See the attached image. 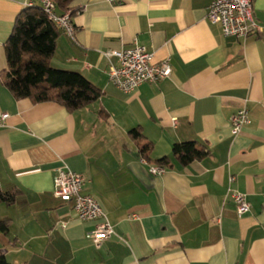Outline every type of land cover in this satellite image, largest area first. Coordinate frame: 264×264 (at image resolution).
I'll list each match as a JSON object with an SVG mask.
<instances>
[{"label": "crops", "instance_id": "1", "mask_svg": "<svg viewBox=\"0 0 264 264\" xmlns=\"http://www.w3.org/2000/svg\"><path fill=\"white\" fill-rule=\"evenodd\" d=\"M26 1L0 0V111L10 114L0 127V189L16 193L0 203V221L9 220L0 232L5 256L21 264H264V0L254 1L260 31L246 38L207 19L213 0L58 7L76 31L61 32L52 66L101 90L74 111L17 99L5 84V44ZM135 43L155 64L170 59L172 75L127 93L110 80L106 52ZM244 102L250 123L235 135L230 119ZM191 140L209 154L183 166L172 148ZM165 156L170 166L152 174ZM61 168L83 175L82 193L100 202L116 231L100 247L87 237L97 221L78 220L73 203L54 194ZM233 192L250 203L241 216Z\"/></svg>", "mask_w": 264, "mask_h": 264}, {"label": "built area", "instance_id": "2", "mask_svg": "<svg viewBox=\"0 0 264 264\" xmlns=\"http://www.w3.org/2000/svg\"><path fill=\"white\" fill-rule=\"evenodd\" d=\"M112 1V0H111ZM255 0H213L209 6L207 19L213 24H219L222 32L227 36L246 38L252 33L260 31V26L254 16ZM40 5L47 16L64 33L69 36L75 35V25L70 14L58 13L55 0H27L26 7ZM110 60L109 77L117 88L124 92H132L144 82H157L172 75L170 59L160 64L153 63V54L138 43L133 47L112 49L106 52ZM116 59V62L112 61ZM10 114L0 111V127L4 126ZM233 134L242 132L243 127L250 123L249 110L246 102L231 116ZM176 123V120H174ZM144 162H147L142 157ZM166 171L165 166L151 165L152 174H162ZM233 180V177L231 178ZM84 177L70 169H59L55 176L54 194L63 201L73 203L75 216L80 221H97L93 230L88 232L87 237L100 247L105 241L116 235L113 225L110 223L106 212L100 202L90 194L82 193ZM233 200L236 203L239 215L250 210V203L246 195L233 192ZM67 223L62 226L66 227Z\"/></svg>", "mask_w": 264, "mask_h": 264}, {"label": "trees", "instance_id": "3", "mask_svg": "<svg viewBox=\"0 0 264 264\" xmlns=\"http://www.w3.org/2000/svg\"><path fill=\"white\" fill-rule=\"evenodd\" d=\"M71 0H55L57 10L68 9ZM66 13V12H58ZM63 30L59 28L40 5L26 7L17 16L5 51L8 69L5 84L15 98H30L35 103L55 101L70 111L85 107L101 96V90L83 74L54 68L51 64L57 40ZM133 138L141 140L139 128L130 131ZM140 145V144H139ZM150 143L140 146L141 157L150 161ZM209 154L206 145L198 141H183L173 145L172 156L183 166L201 160ZM161 166H170V157L157 160ZM16 196L13 190L0 189V203L11 202ZM9 220L0 221V232L9 230ZM0 264H11L4 254Z\"/></svg>", "mask_w": 264, "mask_h": 264}, {"label": "rangeland", "instance_id": "4", "mask_svg": "<svg viewBox=\"0 0 264 264\" xmlns=\"http://www.w3.org/2000/svg\"><path fill=\"white\" fill-rule=\"evenodd\" d=\"M2 235V234H0ZM1 237H4V236H1ZM10 237V236H9ZM10 249V245L8 243V240H5L3 238H0V255L1 254H4L5 251L9 250ZM3 250V251H2ZM5 250V251H4ZM5 255V254H4ZM8 258V261L11 263V264H21L19 263V261L17 259H14L12 257V255H9ZM21 262V261H20Z\"/></svg>", "mask_w": 264, "mask_h": 264}]
</instances>
